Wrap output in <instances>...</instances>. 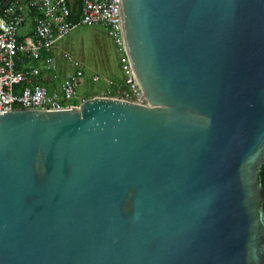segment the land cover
Instances as JSON below:
<instances>
[{
    "label": "water",
    "instance_id": "water-1",
    "mask_svg": "<svg viewBox=\"0 0 264 264\" xmlns=\"http://www.w3.org/2000/svg\"><path fill=\"white\" fill-rule=\"evenodd\" d=\"M145 104L0 115V264H264V0H120Z\"/></svg>",
    "mask_w": 264,
    "mask_h": 264
},
{
    "label": "built area",
    "instance_id": "built-area-1",
    "mask_svg": "<svg viewBox=\"0 0 264 264\" xmlns=\"http://www.w3.org/2000/svg\"><path fill=\"white\" fill-rule=\"evenodd\" d=\"M24 10L33 14L32 32L19 40L18 30L27 18ZM69 16L65 0H24L22 5L18 0H0V115L14 110H67L84 101L77 94L81 70L58 69L52 54L55 43L77 25L102 26L117 48L121 81L113 89V99L145 104L124 50L120 0H81L78 21H69ZM64 59L66 69H72V58L64 55Z\"/></svg>",
    "mask_w": 264,
    "mask_h": 264
},
{
    "label": "rangeland",
    "instance_id": "rangeland-1",
    "mask_svg": "<svg viewBox=\"0 0 264 264\" xmlns=\"http://www.w3.org/2000/svg\"><path fill=\"white\" fill-rule=\"evenodd\" d=\"M25 30L20 29L18 36ZM52 54L58 69L81 70L82 84L77 88L80 97L96 95L95 97L114 98L113 89L121 81L119 54L102 26H75L55 43ZM64 55L74 61L72 69H66ZM93 77L97 80L93 81Z\"/></svg>",
    "mask_w": 264,
    "mask_h": 264
},
{
    "label": "crops",
    "instance_id": "crops-1",
    "mask_svg": "<svg viewBox=\"0 0 264 264\" xmlns=\"http://www.w3.org/2000/svg\"><path fill=\"white\" fill-rule=\"evenodd\" d=\"M4 1H9V0H4ZM18 1L21 3V5L24 3V0H18ZM65 1L67 3V6L70 9V12L71 10L76 11L77 7L80 12L81 0H65ZM23 12L27 14V18L25 21V25L21 27L20 29H26V30L22 33L21 36H18L19 40H21L24 36H29L30 33L32 32V16H29L26 10H24Z\"/></svg>",
    "mask_w": 264,
    "mask_h": 264
},
{
    "label": "trees",
    "instance_id": "trees-1",
    "mask_svg": "<svg viewBox=\"0 0 264 264\" xmlns=\"http://www.w3.org/2000/svg\"><path fill=\"white\" fill-rule=\"evenodd\" d=\"M28 14H29V16L33 15L31 11ZM78 18H79V10H78V7H77L76 11L71 10L68 20L71 21V22H77ZM45 85L48 86V82H45ZM87 96L83 97V99L87 100V99H90L92 97H95L96 95H93V96L87 95ZM260 179H261V186L264 189V164L261 167ZM263 212H264V203H263Z\"/></svg>",
    "mask_w": 264,
    "mask_h": 264
}]
</instances>
